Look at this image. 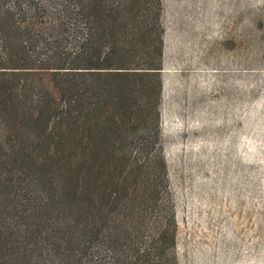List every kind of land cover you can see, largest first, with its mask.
Listing matches in <instances>:
<instances>
[{
  "label": "trees",
  "instance_id": "trees-1",
  "mask_svg": "<svg viewBox=\"0 0 264 264\" xmlns=\"http://www.w3.org/2000/svg\"><path fill=\"white\" fill-rule=\"evenodd\" d=\"M162 0H0V264H180Z\"/></svg>",
  "mask_w": 264,
  "mask_h": 264
},
{
  "label": "rangeland",
  "instance_id": "rangeland-1",
  "mask_svg": "<svg viewBox=\"0 0 264 264\" xmlns=\"http://www.w3.org/2000/svg\"><path fill=\"white\" fill-rule=\"evenodd\" d=\"M180 264H264V0H162Z\"/></svg>",
  "mask_w": 264,
  "mask_h": 264
}]
</instances>
